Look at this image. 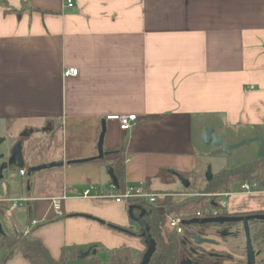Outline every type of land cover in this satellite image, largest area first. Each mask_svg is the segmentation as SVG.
<instances>
[{
	"label": "crops",
	"instance_id": "0c3cea01",
	"mask_svg": "<svg viewBox=\"0 0 264 264\" xmlns=\"http://www.w3.org/2000/svg\"><path fill=\"white\" fill-rule=\"evenodd\" d=\"M5 1L21 12L0 7V139L22 144L25 171L62 165L19 180L3 171L0 204L28 203L18 207L24 221L0 226V264H31L21 254L4 261L3 240L22 237L30 220L40 223L28 237L55 260L71 247L99 246L102 261L124 245L143 251L110 227L137 231L127 204L81 197L120 192L112 164L123 162L125 187L177 197L185 188L174 173L196 168V133L212 128L223 145L259 133L264 143V0ZM69 68L77 75L64 77ZM126 114L137 119L130 131L106 120ZM62 194L57 216L51 199ZM228 195L227 216L264 212V191Z\"/></svg>",
	"mask_w": 264,
	"mask_h": 264
},
{
	"label": "trees",
	"instance_id": "16d2710c",
	"mask_svg": "<svg viewBox=\"0 0 264 264\" xmlns=\"http://www.w3.org/2000/svg\"><path fill=\"white\" fill-rule=\"evenodd\" d=\"M0 7L4 8V14H17L20 15L21 9L15 10L10 8L5 0H0ZM23 10V9H22ZM27 10L34 11L30 8ZM199 168V167H198ZM197 168V169H198ZM114 178L118 185V190L121 192L125 188L124 173L125 168L123 162L119 161L112 164ZM199 172L191 171L187 180L190 185L184 189L183 195L174 196L165 195L164 198H158L154 204L146 202L129 203V206L141 207L145 210L143 220L149 226V234L153 241H155V250L147 264H179L182 260L188 259L191 255L189 249L191 244H183L175 231L169 229L167 225L168 217H180L182 221H188L195 218L197 213L201 217L207 216V211L211 212L218 207L217 203L221 193H230L233 189H239L241 184L245 182L257 183L258 185L264 183V157L256 160L247 161L238 166L230 167V169L222 168L212 174L211 181H206L200 184L198 181ZM133 216H138L140 212L137 209H132ZM261 213H264L263 211ZM255 213V214H261ZM253 213H248V215ZM130 222L137 226V224L129 218ZM238 224L228 225L230 228ZM110 226V225H109ZM212 225H206L211 227ZM250 237L253 240L254 248L257 252L264 253V221L252 220L250 225ZM113 229H118L127 234H131L142 241L144 245L143 251L133 250L127 246H120L114 250L105 251L106 260L102 261L98 257L100 253L99 246L92 245L86 249L78 247H71V249H63L59 259L52 258L47 249L38 240L30 237H20L17 234H12L8 238H4V244L9 251L4 257V261L13 257L15 254L28 260L31 264H68L74 260L81 261L82 263L90 264H140L143 254L145 253V241L140 236V228L137 226V231L125 230L117 226H110ZM186 227V226H185ZM198 228L195 225H190L186 229ZM196 248L195 246H193ZM198 249V248H197ZM87 253V254H86ZM86 254L84 257H80ZM198 264H221V258H212L208 255L202 257L193 256ZM219 260V261H218ZM218 261V263H214Z\"/></svg>",
	"mask_w": 264,
	"mask_h": 264
},
{
	"label": "water",
	"instance_id": "95a60500",
	"mask_svg": "<svg viewBox=\"0 0 264 264\" xmlns=\"http://www.w3.org/2000/svg\"><path fill=\"white\" fill-rule=\"evenodd\" d=\"M255 137L252 138H245L237 143H231L229 145H223V139L221 136L215 134L212 128H208L207 130H203L201 133L202 140L205 145H212L214 148L215 153H223L229 155L232 149L238 148L243 146L244 144H248L251 142H257L258 144V154L257 157L263 158L264 157V143L261 135L259 133L255 134ZM102 134L99 137L98 141V155L103 156V152L101 150L102 144ZM4 140L0 139V146L3 144ZM26 165L24 162V157L22 154V144L20 142L13 145L8 153H0V179L3 178V171L10 170L11 168L14 169H22ZM61 162H54L49 164H41L39 166H28L26 168V173L30 176L33 173L39 172V170L50 169L56 166H61ZM178 181L182 184V186L187 189L190 185V182L187 179H184L179 174L174 173ZM206 181H211L212 179V171L211 167L208 166L204 175ZM115 183V181H114ZM137 209L140 214L138 216H133L131 212L132 209ZM128 215L129 217L139 226L140 228V236L145 241V253L143 254L142 260L140 264H147L152 256V253L155 250V241L152 240L149 234V226L143 220V216L146 213L144 209L141 207L129 206L128 207ZM264 221V214H250L246 216H217L216 218H192L188 221H182V225L188 227L190 225L197 226L196 232H192L190 229H186L185 236L182 238L183 244H191L196 247H200L204 244L210 245H217L215 242L202 238V232L205 229L206 225H212L211 227L217 228V232L223 239L228 237H232L235 235V232L231 230L230 227H225L232 224H239L242 226V231L245 238V256H246V264H255L256 259L260 256L259 252L254 251L252 240L250 237V221ZM238 233V232H236ZM193 246L190 247L189 253L191 254L188 259L182 260L179 264H198V261L193 259L195 257L199 258L203 255H208L212 258H223L222 254L217 253H207L204 249L201 248H194ZM87 254V253H86ZM86 254H82L80 257H84Z\"/></svg>",
	"mask_w": 264,
	"mask_h": 264
},
{
	"label": "rangeland",
	"instance_id": "374dc122",
	"mask_svg": "<svg viewBox=\"0 0 264 264\" xmlns=\"http://www.w3.org/2000/svg\"><path fill=\"white\" fill-rule=\"evenodd\" d=\"M244 144L241 147L232 149L229 155L223 154V153H215L214 151L211 150L212 145H205L202 137H201V132L200 134H195V146L197 149V157H196V168L193 169L196 172H199L198 178L199 183L201 184L203 182V179L205 178V172L208 166L211 167L212 174L217 172L218 170L222 168H227L230 169V167L238 166L240 164H243L247 161L251 160H256L258 157L257 155H253L251 152V147L252 144ZM15 143L13 140H5L3 144L0 146V153H8L10 148L14 145ZM4 151V152H1ZM258 154V153H257ZM199 167V168H198ZM198 168V169H197ZM8 172H12L14 174V180H19L20 175L18 170H12L10 169ZM8 174V173H5ZM189 174V173H188ZM181 176V175H180ZM189 175L186 176L187 179ZM3 177H5L3 175ZM4 179V178H3ZM1 192L7 194V188L1 187V181H0V195ZM178 197V196H177ZM182 197V196H181ZM0 221L2 218L5 220L0 222V226L2 229L6 228L9 225V222H6V218H11L12 216H15L16 222H21L24 221L23 218H21L20 215H22V211L20 208H13L10 203L8 204H0ZM229 227V226H225ZM251 227V226H250ZM192 232H196L197 228L190 227ZM232 231L235 232V235L232 237H228L226 239H223L217 232V229L214 227H205V229L202 232V238L211 240L215 242L217 245H210V244H204L201 245L200 247L196 248H201L204 249L207 253H219L222 254L224 257L220 261L221 264H245V238L244 234L242 231V226L235 225V227L232 228ZM238 232V233H236ZM252 240V238H251ZM252 245L254 248L253 240H252ZM254 251L256 249L254 248ZM263 254V256H262ZM259 258L256 259L255 264H264V253H262ZM103 258V256L101 255Z\"/></svg>",
	"mask_w": 264,
	"mask_h": 264
},
{
	"label": "built area",
	"instance_id": "2783aa9c",
	"mask_svg": "<svg viewBox=\"0 0 264 264\" xmlns=\"http://www.w3.org/2000/svg\"><path fill=\"white\" fill-rule=\"evenodd\" d=\"M66 2V7L71 8L73 6V0H65ZM78 73L77 69L75 68H69L66 69L63 76L64 77H68V76H76ZM107 121H111L114 120L120 131L121 132H126V131H130L132 129H134V127L136 126V116L135 115H111L109 117L106 118ZM19 175H21L22 177L25 176V168L24 169H19L18 170ZM239 190L241 192H260V191H264V183L258 185L257 183H250V182H245L244 184H241L239 187ZM219 195V200H218V207L216 206V208L214 210H212L211 212L207 211V216L205 217H201L200 213L196 214L195 218H216L217 216H227V211L225 209V205H226V198L229 196L228 193H221L218 194ZM165 195H161V194H155V193H151L148 191L147 186L145 183L139 184V185H128L127 187L124 188L123 191L118 192V193H113V194H108V195H104V194H98V195H93L90 193L89 190H85L82 193V198H88V199H93V200H99V199H108V200H112V201H116V202H121V203H125V204H129L133 201V203H136V201L138 202H146L149 204H154L158 198H164ZM65 198L64 194H62L59 197H55L54 199H51V210L53 211L54 215L57 216H62V212H61V204L63 199ZM28 203L27 199H11L10 204L13 208H18V207H22L23 205H26ZM39 221L38 220H30L28 225L26 226V228L24 229L23 233H22V237H27L31 232V228L34 226L39 225ZM167 225L169 227L170 230L175 231L176 234L180 237L183 238L185 236V231H186V227L184 225H182V220L180 217H168L167 218ZM217 229V228H216Z\"/></svg>",
	"mask_w": 264,
	"mask_h": 264
},
{
	"label": "flooded vegetation",
	"instance_id": "af4514ba",
	"mask_svg": "<svg viewBox=\"0 0 264 264\" xmlns=\"http://www.w3.org/2000/svg\"><path fill=\"white\" fill-rule=\"evenodd\" d=\"M233 227H235V226H232V228H233ZM232 228H231V230H232ZM256 252H257V251H256ZM221 260H222V258H221ZM218 261H219V260H218ZM218 261H215L214 263H218Z\"/></svg>",
	"mask_w": 264,
	"mask_h": 264
}]
</instances>
